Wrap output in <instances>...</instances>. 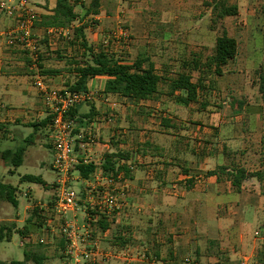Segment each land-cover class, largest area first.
Returning a JSON list of instances; mask_svg holds the SVG:
<instances>
[{
	"label": "crops",
	"instance_id": "obj_1",
	"mask_svg": "<svg viewBox=\"0 0 264 264\" xmlns=\"http://www.w3.org/2000/svg\"><path fill=\"white\" fill-rule=\"evenodd\" d=\"M119 1L102 0L99 14L86 17L80 25L77 23L82 19L65 28L69 38L61 41L47 35L48 29L37 25L35 34L41 42L38 69H35L32 57L27 52L18 46L7 45L4 35L12 28L13 21L0 11V141L9 138V133L20 132L17 126L49 131L48 109L34 84L36 77H43L48 86L56 90H67L77 80L65 59L54 61L50 52L62 50L68 56L77 49L76 54H81L83 51L79 47H71V40L74 29L89 19L95 21V25L86 29V35L89 44L97 51L102 39L107 37L105 33L116 28L119 14L124 11L132 30H129L132 39L128 40L130 46L126 45V53L135 60L144 59L145 68L152 65L162 82L157 94L140 102L105 94L109 80L106 76H98L87 82V91L93 92L95 99L78 107L76 133L93 129L97 135L96 143L88 152L79 147L77 149L81 160L89 156L90 164L95 165L88 179L93 176L106 178L102 167L108 154H120L122 157L117 159L118 165L128 171L127 175L126 171H121L118 176L123 191L122 209L110 217L102 214L99 217L101 229L94 230L93 237L99 241L100 252L111 254L110 260H99L96 264H209L215 261L212 254L217 251V246L226 256L224 251H227V247L246 249L249 243H252L253 253L243 257L241 264H264V236L252 239L249 231L251 226L259 228L257 226L264 222V195L258 192V187L263 186L264 174L261 173L259 178L247 179L238 191L228 173L237 168L256 173L240 162L232 163V159L226 156L239 153L237 151L242 149L241 136L235 144L237 140L233 131L223 138H215L214 135L205 138L198 132H190L189 125L199 118L200 91L206 87L202 78L209 75V71L195 68L194 61L199 56H195L193 43L191 40L180 42L171 30L181 25L178 20L180 15L177 14L182 10L191 11V7H158L160 16L165 15L164 19L139 22L141 28H137L133 12L128 7L123 10L124 6H119ZM71 2L76 4V12H80V3L77 0ZM56 5L57 0L31 2L38 22L43 15L51 14ZM81 13L83 15V11ZM123 49L117 45L110 52ZM198 73L200 77L196 82L194 76ZM181 75L190 76L194 84H201L195 102L178 100L187 98L184 90L172 92V82ZM16 103L21 111L14 110ZM49 147L51 149V145ZM240 152L244 154V151ZM215 157H218L217 161H214ZM220 168L224 170L219 175L209 174ZM74 176L78 179L75 185L84 189L88 179L77 172H74ZM246 186L254 189L253 196L245 193ZM2 216L4 219L1 222L9 223L5 210L0 213ZM28 220L22 231L29 235L35 227ZM226 222H233L237 227L228 230L224 228ZM5 225L15 232L18 230L17 233L20 231V227L16 229L12 224ZM45 230L40 238L46 241V232L51 230ZM255 234L258 235L257 232Z\"/></svg>",
	"mask_w": 264,
	"mask_h": 264
},
{
	"label": "rangeland",
	"instance_id": "obj_2",
	"mask_svg": "<svg viewBox=\"0 0 264 264\" xmlns=\"http://www.w3.org/2000/svg\"><path fill=\"white\" fill-rule=\"evenodd\" d=\"M34 1L32 0V2ZM77 3H80L81 6L84 4L88 6L91 0H77ZM222 4H225L227 7L236 6L238 14L230 17H220ZM166 5H180L182 7L189 5V8L191 7V11L188 9V11L182 10L181 13L177 14L180 15L178 20L181 22V25L171 31L174 35L176 33L180 42L191 40L193 43L192 47L196 52L195 56L198 55L202 63H205L206 57L213 53L217 38L222 36L224 32H227L229 36L237 40V56L223 69V75L218 76L208 73L209 75L202 78L205 80L206 87L200 91L198 103H201V106H198L200 112L197 113L199 118L197 122L189 125L190 132H198L201 137L205 138H212V135L216 136L215 138H223L229 135L230 132H235L237 140L235 144L238 143V138L241 136L240 147L242 149L240 150L244 151V154H241L240 150L237 151L239 152L238 154L235 153V156H233V153H231L232 155L226 154L228 159H232V163L237 161L242 165H246L253 172L259 171L264 174V90H261V76L264 75L263 0L119 1V6H124L123 10L128 7L133 12V21L135 20L134 24H136L135 27L137 28H141L139 22L142 24L144 21L153 20L157 22L163 20L165 15L162 14L160 16L157 10H159L158 7H165ZM81 6H79L78 10H81ZM119 16L116 28L109 29L105 33L104 36L107 37L102 39L100 47L110 52L112 47L119 45L124 49L118 52L114 51L112 54L132 64L135 59L129 53H126L127 50L125 49L126 45L130 43L128 40L132 39V35H130L132 31L131 25H129L124 11ZM84 20H81L77 24L80 25ZM87 22L91 26L95 25V21L92 19H89ZM189 26H193L192 29ZM137 28H135L136 31H141V29L138 30ZM117 30L126 31L128 38L115 39L113 32ZM56 38H59V41L63 39L62 36H57ZM68 42H70V39ZM40 43L37 57L27 52L32 57L35 69H38L39 55L41 53ZM71 47L75 46L72 45ZM50 53H52L54 61L65 59L68 62L77 53V49L76 51L73 50V54H70L71 56H66V52L64 53L62 50L51 51ZM199 77L200 73L194 76L196 82ZM14 107V110L17 112L22 110L17 103ZM17 128L20 132L9 133V138L0 141V153L5 150L17 153L20 149L24 148L26 151L23 164L15 166L12 159L3 160L0 158V182L16 188V198H18L19 204L18 206H14L10 202L0 200V213H4L5 210L8 213L7 218L11 221L9 223L1 222L4 219L2 216L0 217V226L6 227L7 225L5 224H12L16 229L20 227V231H22L27 224L30 213H33L37 208L43 210L41 212L43 218L39 220L41 222L38 220L36 222L35 220L33 221L35 228L29 232V235L28 233L19 235L17 233L18 230H16V232L13 231L10 240L5 239L0 241V263L23 262L25 260V251L30 250L44 258L42 264H68L69 260L65 254L66 244L62 234L58 230L59 221H57V218L55 219L53 210L59 198V191L55 184L57 173L53 168L54 156L49 147L50 133L49 131H35V128L31 126H17ZM217 159L218 157H215L214 161H217ZM26 175L41 176L46 182L47 187L33 182L22 181V178ZM74 187L80 192V196L84 201L88 199L85 197L84 189L75 184ZM247 187L245 193L253 196L254 189ZM258 192H263L262 195H264V182L262 187H258ZM25 193L28 195L25 196ZM90 204L89 200H87V203L83 202L79 207L78 216L76 217L78 224H80L81 216H85L90 209ZM26 207H29V209L25 210ZM18 214L21 216H18ZM70 218H74V215L71 214ZM18 220H23V222H18ZM48 220H54L50 224L52 227L48 225ZM246 224L253 225L250 222ZM224 226L228 230L237 227L233 222H226ZM251 227L252 229L249 231L251 232L252 236L250 237L252 239L264 236V222H262V225L257 226L259 228ZM44 229H46L45 231H51L46 232V243L39 244L37 242ZM95 229H101V222L97 223L94 227ZM256 232L258 235H254ZM27 238L31 239V243L21 246V242H25ZM251 245L252 243L246 245V249L239 248V246L227 247L228 252L224 251L226 252V256L223 255L225 253H223L220 246H217V251H213L214 254H212V258L215 261L209 264H241L243 257L253 253ZM104 254L111 255L106 252ZM29 264L36 263L30 262Z\"/></svg>",
	"mask_w": 264,
	"mask_h": 264
},
{
	"label": "built area",
	"instance_id": "obj_3",
	"mask_svg": "<svg viewBox=\"0 0 264 264\" xmlns=\"http://www.w3.org/2000/svg\"><path fill=\"white\" fill-rule=\"evenodd\" d=\"M32 0H2L0 11L10 20L13 26L5 33L6 43L10 47L18 46L25 52L37 57L39 40L35 35L37 13L31 8ZM49 36H62L69 38L65 28H49ZM114 38L120 39L127 36L126 31L114 32ZM44 99L51 118L49 124V142L54 156L53 168L57 173L56 186L59 198L54 207V216L59 221L58 230L62 234L66 244L65 254L68 264H96L99 260L108 261L111 256L100 252L99 241L93 237L94 227L100 222L102 214L112 216L119 212L123 206L121 197L122 188L120 179L93 176L86 181L85 197L91 203L90 209L83 217L82 223L76 222L81 203H87L80 196L74 184L77 182L74 172L81 162L90 164L91 157L81 160L76 148L80 147L88 152L96 143L97 135L93 129H85L74 134L77 123L72 118L71 112L78 107L93 102L95 95L91 91L72 92L69 90L51 89L46 80L37 76L34 82ZM103 180L105 183L103 184ZM95 200L94 202H92ZM73 214L74 218H70ZM54 220H48V225ZM52 227V225H50ZM49 226V227H50ZM31 243L27 238L21 242V246ZM39 244H45V239H39Z\"/></svg>",
	"mask_w": 264,
	"mask_h": 264
},
{
	"label": "trees",
	"instance_id": "obj_4",
	"mask_svg": "<svg viewBox=\"0 0 264 264\" xmlns=\"http://www.w3.org/2000/svg\"><path fill=\"white\" fill-rule=\"evenodd\" d=\"M72 0H57V5L51 14L43 15L40 22L36 23L45 29L49 28H69L73 26L77 20H83L90 15L99 14V9L102 0H91V3L83 5L80 12H76V4L71 2ZM264 2V0H263ZM83 11V15L81 13ZM238 14V8L236 6L227 7L222 4L220 17H230ZM90 25L87 23L74 29V35L72 38V45L78 46L79 50L83 51L78 53L67 62L70 66V70L75 73L77 80L69 88V91L79 92L87 91L88 80L98 77L106 76L109 80L105 86V94L107 95H119L125 98L135 100L137 102L148 100L158 93L159 85L162 82V78L156 73L154 67L145 68V60L138 59L132 64H129L110 53L108 50L101 48L97 51L89 44L86 29ZM238 53V42L235 38L229 36L227 32H224L222 36L216 40L214 53L212 56L206 59L205 63H202L199 59L194 61L195 68L198 70H208L209 73L216 74L218 76L223 75V69L234 60ZM204 65V66H203ZM204 67V68H203ZM191 77L187 75H181L179 78L172 82V92L177 90H184L187 93V98H178L181 102H195L197 100L198 89L201 84H194L191 81ZM261 90H264V75L261 76ZM88 104V103H87ZM78 108L71 112L72 118L76 119V113ZM50 118V116H49ZM51 120V118H50ZM76 123H78L76 119ZM35 127L38 125L34 124ZM76 133V130L74 132ZM80 148V147H79ZM78 146L76 148V151ZM25 149L22 148L17 153L12 151L2 152L0 158L3 160L12 159L15 166H21L25 154ZM122 157L120 154H108L106 155L103 163V174L106 177L118 179L121 171H126L125 167L118 165L117 159ZM227 169V168H226ZM95 170L94 164H84L81 162L76 166L75 172L81 175L84 179H88ZM224 170L220 168L210 175H219V172ZM234 187L239 191L242 184L252 177H261L260 172L251 173L245 168L232 169L228 173ZM22 181H28L37 183L43 186H47L46 182L41 176L26 175L22 178ZM16 188L11 185H5L0 182V198L7 202L12 203L14 206H18L16 199ZM43 210L37 208V210L31 213L30 223L35 220L43 218L41 212ZM41 222V221H39ZM27 228V227H26ZM13 229L5 226H0V241L5 239L10 240L12 237ZM20 235L26 234V231H19ZM43 257L31 252L25 251V260L23 262L13 261L10 264H29L35 262L36 264H42ZM4 264V263H0Z\"/></svg>",
	"mask_w": 264,
	"mask_h": 264
}]
</instances>
